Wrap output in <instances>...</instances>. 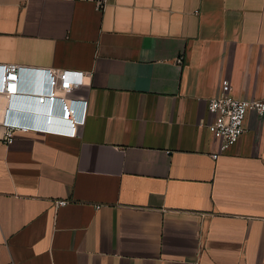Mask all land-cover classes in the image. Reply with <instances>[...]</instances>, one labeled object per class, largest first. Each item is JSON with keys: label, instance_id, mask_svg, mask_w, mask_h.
Here are the masks:
<instances>
[{"label": "crops", "instance_id": "0c3cea01", "mask_svg": "<svg viewBox=\"0 0 264 264\" xmlns=\"http://www.w3.org/2000/svg\"><path fill=\"white\" fill-rule=\"evenodd\" d=\"M4 64L90 76L74 135L6 142V110L46 123L0 93V264H264V114L207 127L223 80L264 100V0H0Z\"/></svg>", "mask_w": 264, "mask_h": 264}, {"label": "built area", "instance_id": "2783aa9c", "mask_svg": "<svg viewBox=\"0 0 264 264\" xmlns=\"http://www.w3.org/2000/svg\"><path fill=\"white\" fill-rule=\"evenodd\" d=\"M181 58L178 60L180 61ZM19 66L16 64L2 65V74L0 75V93L7 99L17 96L19 91ZM47 90L37 91L36 96L40 101L45 99L53 105L54 101L59 102L61 119L67 122L68 129L51 127L49 120L44 121L43 125L37 123H27L8 116L7 110L1 119V124L6 128L4 139L11 142L14 131L26 132L29 130L54 132L74 135L77 127L82 122L80 117L76 116L75 104L86 101L79 98L68 97L79 89L84 83V78L89 77V73H82L76 70L47 69ZM231 87L227 80L221 82L220 91L208 100V112L211 115V121L207 124L209 131L220 141V150L224 151L237 142L244 132L243 122L247 111L253 110L258 115L264 114V100L262 99H239L230 93ZM54 106V105H53ZM64 116V118H63ZM218 153L212 154L215 159ZM65 200L56 201V205L65 204Z\"/></svg>", "mask_w": 264, "mask_h": 264}, {"label": "water", "instance_id": "95a60500", "mask_svg": "<svg viewBox=\"0 0 264 264\" xmlns=\"http://www.w3.org/2000/svg\"><path fill=\"white\" fill-rule=\"evenodd\" d=\"M26 83L31 88L44 86V80L35 76V74L26 77ZM37 93V91H21L17 96L11 98L9 105L12 112L34 120L58 122L60 118L55 106H51L50 102L45 99L40 101L36 97Z\"/></svg>", "mask_w": 264, "mask_h": 264}, {"label": "bare ground", "instance_id": "6f19581e", "mask_svg": "<svg viewBox=\"0 0 264 264\" xmlns=\"http://www.w3.org/2000/svg\"><path fill=\"white\" fill-rule=\"evenodd\" d=\"M2 100H3V103L5 104L7 102V97H5V96L3 97L2 96Z\"/></svg>", "mask_w": 264, "mask_h": 264}]
</instances>
